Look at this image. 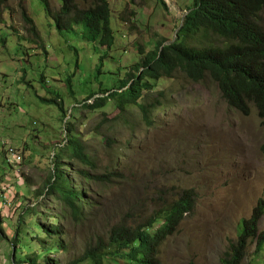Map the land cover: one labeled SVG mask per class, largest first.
Listing matches in <instances>:
<instances>
[{
	"label": "rangeland",
	"instance_id": "1",
	"mask_svg": "<svg viewBox=\"0 0 264 264\" xmlns=\"http://www.w3.org/2000/svg\"><path fill=\"white\" fill-rule=\"evenodd\" d=\"M48 1L53 13L43 0H0V191L4 184L13 183L19 191L12 216L7 220L0 216V264H12L10 244L22 213L30 204L44 201L41 197L54 174L52 159L69 134L66 125L73 123L95 151L93 157L101 165L98 171L106 165L113 169L115 163L120 175L112 186L92 187L96 216L81 225L70 217L64 222L67 262L93 246L96 236L108 237L115 224L132 217L133 206L142 204L154 210L153 195L172 199L193 188L195 209L161 246L160 261L224 264L242 220L250 218L258 201L264 199V125L258 109L251 105L247 115L229 105L210 75L195 83L181 72L161 80L146 95L147 103L161 98L150 127L134 108L127 126L102 129L103 135L95 136L101 112L92 114L77 104L91 91L118 88L129 65L143 61L159 41H174L192 0H165L166 6L161 0H109L115 45L108 50L98 75L96 66L106 47L99 38L87 35L82 23L68 26L65 17L59 25L54 13L62 1ZM91 4L92 0H77L78 8ZM25 14L35 19L38 35L31 31ZM262 20L264 26V12ZM71 75L74 93L66 85ZM57 94L69 110L67 123L58 103L42 99ZM111 105L107 110L114 112ZM104 134L125 146L124 156L111 158L102 146ZM4 141L25 157L24 186L20 185L23 179L15 175L18 167L13 169L6 160ZM17 202L21 207L17 208ZM48 207L60 213L64 206L52 201ZM259 229H264V216ZM35 249L41 252L37 245ZM255 249L256 243L250 242L244 264H264V251L255 256Z\"/></svg>",
	"mask_w": 264,
	"mask_h": 264
},
{
	"label": "trees",
	"instance_id": "2",
	"mask_svg": "<svg viewBox=\"0 0 264 264\" xmlns=\"http://www.w3.org/2000/svg\"><path fill=\"white\" fill-rule=\"evenodd\" d=\"M161 2L166 6L164 0ZM188 11L177 38L168 43L159 41L143 61L129 65V71L120 80L118 88L111 91L100 88L101 95L98 91H91L77 102L91 109L92 114L101 112L95 136L103 135L102 129L117 130L119 126H127L134 108L139 109L141 118L150 127L152 113L161 98L147 103L149 98L146 95L153 93L161 80L174 77L177 71L197 82L212 72L230 106L248 115L251 103H254L264 125V0H192ZM65 16H68L66 25L72 26V21L82 23L85 33L94 39L99 38L100 44L106 47L96 66L97 75L100 74L108 50L115 45L109 0H92V4L84 9L78 8L76 0H62L61 10L55 15L59 25ZM26 18L31 29L38 31L35 20L29 16ZM75 53L78 54L76 50ZM66 85L74 93L73 75ZM163 94L159 92V95ZM42 99L58 103L64 119L67 117L69 110L59 94ZM110 104L114 112L107 110ZM67 131L65 142L57 146L53 160L55 173L47 188L50 202L54 200L63 205V211L58 213L47 207L46 202L36 209H24L11 241L12 258L16 250L13 264H160V246L178 231L195 209L196 192L192 188L184 189L172 199L155 194L156 208L144 222L141 221V210L133 206L130 212L134 221L130 217L122 219L110 229L108 237L96 236L93 246L76 260L67 262L64 257L67 230L64 222L70 217L75 225H81L90 216H96L92 187L100 184L112 186L120 175L116 173L115 163L113 169L112 165H106L99 172L101 165L98 158L93 157L95 151L78 135L74 123L68 124ZM104 135L102 146L111 158L118 160L124 156L125 146L116 138ZM79 164L84 168H79ZM44 207L46 210H41ZM263 216L264 199H261L250 218L242 220L238 239L226 252L224 264H244L250 242L256 243L255 256L264 251V230L259 229ZM29 240L36 243L41 252ZM53 255L57 257L52 258Z\"/></svg>",
	"mask_w": 264,
	"mask_h": 264
},
{
	"label": "clouds",
	"instance_id": "3",
	"mask_svg": "<svg viewBox=\"0 0 264 264\" xmlns=\"http://www.w3.org/2000/svg\"><path fill=\"white\" fill-rule=\"evenodd\" d=\"M43 1H46L47 2V5H49V7H50V4H49V1L48 0H43ZM62 1V0H61ZM165 1V0H164ZM76 2H77V0H76ZM162 3V2H161ZM166 3V2H165ZM164 5V4H163ZM62 7V6H61ZM84 9V8H83ZM60 10H61V8H60ZM60 10L58 11V12H60ZM49 11L51 12V13H53L52 12V10H51V7L49 8ZM58 12H56V13H54L55 15H57V13ZM189 12V11H188ZM188 12H187V14H188ZM26 16H29V15H27V14H25V18H26ZM186 16V15H185ZM29 17H31V16H29ZM65 17H68V16H65ZM65 17H63L64 19L63 20H65L66 21V19H65ZM31 18H33V17H31ZM185 18V17H184ZM184 18H183V21H182V23H181V25H180V27L179 28H181V26L183 25V22H184ZM34 19V18H33ZM68 19V18H67ZM35 20V19H34ZM62 20V21H63ZM26 21H27V18H26ZM28 22V21H27ZM36 22V21H35ZM68 21H66V24H68L67 23ZM29 23V22H28ZM74 21H72V26L71 25H69V26H71V27H73V25H74ZM30 24V23H29ZM31 25V24H30ZM38 27V26H37ZM31 31L32 32H34L36 35H38V31H33L32 29H31ZM179 31V30H178ZM178 33V32H177ZM102 45V44H101ZM103 46V45H102ZM177 72H180V71H177ZM176 72V73H177ZM182 73V72H181ZM185 74V73H184ZM189 79H190V77L187 75V74H185ZM208 75H210L212 78H213V76H212V72H208L207 74H206V78H207V76ZM173 78V77H172ZM205 78V79H206ZM171 79V78H170ZM204 79V80H205ZM214 79V78H213ZM191 80V79H190ZM203 80V81H204ZM193 82H195V83H201V82H203V81H199V82H197V81H194V80H192ZM216 81V80H215ZM218 83V82H217ZM219 84V83H218ZM220 86V85H219ZM119 87V86H118ZM221 89V88H220ZM222 91V90H221ZM223 93V92H222ZM99 94H102V92H100ZM98 94V95H99ZM224 96V95H223ZM55 97V96H54ZM230 105V104H229ZM251 105L253 106H255V104L254 103H251ZM256 107V106H255ZM157 110H159V108H157L156 110H154L153 112H155V111H157ZM72 113V112H71ZM260 115V114H259ZM155 117L152 115V120L154 119ZM260 118V117H259ZM65 121H66V123H67V119H65ZM152 126V125H151ZM66 128H67V125H66ZM68 135V134H67ZM67 135L65 136V137H67ZM4 145H5V149H6V160L8 161V163L13 167V169H15L16 167H18V173L19 174H15L17 177H19V179L20 178H22L23 179V182L20 184L21 186L23 185H25L26 184V181H25V178L24 177H22L21 176V170H22V166H23V164H24V162H25V157H24V155L21 153V151L19 150V149H17L15 146H11L10 148H8L9 147V143H8V141H4ZM55 155H56V151H55ZM55 155H54V157H53V159H52V162H53V160H54V158H55ZM14 162H16V164L14 165ZM53 167H54V173H55V166L53 165ZM54 175V174H53ZM52 176V175H51ZM16 179H18V178H16ZM50 182V181H49ZM49 182H48V185H49ZM48 185L46 186V190H45V194L41 197V201H45L46 202V206L48 207V204H50L51 202H50V198H48L47 197V188H48ZM187 189H190V188H187ZM193 189V188H192ZM195 190V189H194ZM18 190H17V188H16V185H14V183L13 184H10V185H8V184H4V186H3V189H2V191H0V216H3V217H5V219L7 220V219H9L11 216H12V214H10L11 213V209L13 208H15V201H16V197H17V194H18ZM42 202L41 204H38V205H42L43 206V204L45 203V202ZM52 201H54V200H52ZM151 201L154 203V204H156V200H155V197H154V195L152 196V198H151ZM38 205H37V203L36 204H30L28 207H26V208H34V209H36V208H38ZM18 207H21V204H19L18 202H17V208ZM50 208V207H49ZM155 208H156V205H155ZM138 209L139 210H141V217H142V219H141V221L142 222H144V221H146V219L152 214V212L154 211V210H152V209H150V210H148L147 209V207H144V205H140V206H138ZM41 210H46V208L44 207V209H41ZM152 210V211H151ZM96 212V211H95ZM253 212V211H252ZM129 217H126L125 219H128ZM130 218H132L133 219V221L135 220V217H130ZM122 221V220H121ZM181 226V225H180ZM1 228V227H0ZM264 230V229H263ZM177 233V232H176ZM175 233V234H176ZM174 234V235H175ZM172 237V236H171ZM170 238V237H169ZM13 239V238H12ZM12 241V240H11ZM167 241V240H166ZM165 241V242H166ZM164 242V243H165ZM163 243V244H164ZM162 244V245H163ZM161 245V246H162ZM10 246H11V244H10ZM161 246H160V248H161ZM160 248H159V254H158V260H159V262H160V264H162L161 263V261H160V258H159V255H160ZM15 257H16V250H15V252H14V256H13V258H11V262H12V264L13 263H15Z\"/></svg>",
	"mask_w": 264,
	"mask_h": 264
}]
</instances>
